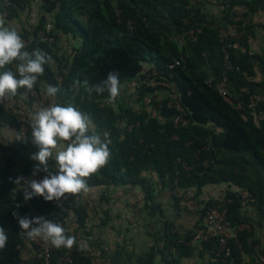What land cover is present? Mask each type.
I'll return each instance as SVG.
<instances>
[{"label":"trees","instance_id":"1","mask_svg":"<svg viewBox=\"0 0 264 264\" xmlns=\"http://www.w3.org/2000/svg\"><path fill=\"white\" fill-rule=\"evenodd\" d=\"M12 4L4 7L0 0V12L7 10V18L19 15L18 8L28 0H11ZM224 4L223 20H227L234 6L249 5L256 11L259 5L254 0H222ZM41 16L32 31V39L27 45L31 51L39 48L66 67L63 72L60 65L54 69L52 64L45 65V72L35 85L46 88L48 85L60 89L55 97L56 103L72 104L88 115L93 125L109 134L119 133L120 123H124L122 139L117 151L111 155L107 166L98 174L87 178V186L121 184L141 186L146 192V199L153 201L147 190L146 173H154L163 183L175 179L181 187H192L198 195L202 187L209 183L227 182L236 184L250 192L252 196L245 200L237 195L238 190L227 189L224 198L229 199L227 218L234 226L248 222L242 208L244 205L255 207L262 213L264 206V126H255L250 118L245 119L241 110L236 109L229 100L219 96L204 80L207 75L206 65H210L217 78L224 69V51L219 41V24L215 19H208L200 8L191 6L190 0H39ZM51 16L50 35L54 41L48 43L37 36V31L44 28L47 16ZM49 16V17H50ZM133 22L132 30L126 22ZM147 20V23L144 22ZM157 23L156 26H153ZM224 26V25H223ZM196 28L197 36L183 47L163 38L164 35L187 28ZM22 32V35H26ZM63 35L79 38L80 44L70 52L63 50ZM163 35V36H162ZM241 45L247 48L245 41ZM229 60L232 69L227 72L231 89L237 94L248 87L252 94H257L264 86L262 81L252 80L255 75L254 63L264 62L258 55L242 53L229 48ZM172 57L179 58L182 65L174 71L178 82L181 99L188 110L189 124L174 128L169 119L163 123L155 118H148L147 111H135L131 106H100L99 100L107 92L97 94L94 90L109 72H118L120 83L140 74L144 63L163 66ZM12 67V66H9ZM14 70V69H13ZM56 71L61 80L56 78ZM87 81V85L84 84ZM26 95V96H25ZM21 96L32 98L28 90L20 89L14 99ZM14 128L19 136L5 143L0 139V226L8 234L5 249L0 250V264H16L21 250L27 243V237L21 232L13 212L31 217L43 216L61 224L67 234L74 236V231L83 229L89 217L81 195L67 194L59 207L55 201H46L42 196H34L25 201L24 192L31 190L21 181L15 184L17 177H27L36 164L26 163L16 169V155L19 148L32 143L31 124L21 120L19 114L0 103V126ZM26 125L24 136L22 127ZM121 125V124H120ZM176 136V137H173ZM223 156L233 154L231 159L215 160L217 153ZM226 153V154H225ZM2 154V155H1ZM225 154V155H224ZM198 159L192 160L194 156ZM177 158L192 164L189 170H183ZM192 160V161H190ZM206 161V162H205ZM223 165L218 166L217 163ZM250 167V173L246 174ZM56 172L58 167H50ZM177 171H179L177 173ZM45 175V173L40 172ZM11 178V179H10ZM175 205L179 199L173 195ZM19 205V207H17ZM148 205V204H147ZM155 206V205H154ZM152 205V209H155ZM201 222L203 209L197 210ZM76 217L75 226L72 218ZM171 223H165L161 249L151 246L147 251L136 256V264H155L159 256L168 264H177L179 259L195 254L196 247L189 243L195 229L173 230ZM251 233L241 229L237 233L240 246L230 242V255L224 259L211 261L216 248L211 243L199 244L197 256L211 264H258L254 252L255 239L249 241ZM76 238V237H75ZM77 242V240H76ZM174 249V254L164 251ZM68 252V259H63ZM244 252L248 256L245 260ZM130 256H127V259ZM205 263V264H206ZM32 264H41L33 260ZM49 264H93L76 243L71 249L55 248L51 245ZM124 264H128L124 263Z\"/></svg>","mask_w":264,"mask_h":264},{"label":"clouds","instance_id":"2","mask_svg":"<svg viewBox=\"0 0 264 264\" xmlns=\"http://www.w3.org/2000/svg\"><path fill=\"white\" fill-rule=\"evenodd\" d=\"M51 63L52 57L43 50H27L21 34L0 16V103L15 97L20 89L33 90L45 72V65ZM87 83L84 81L85 85ZM94 90L97 94L107 92L110 101L115 102L120 95L119 73L109 72ZM59 91L52 85L42 88V93L48 97H55ZM30 115L31 140L39 149L30 157L38 161L32 175L40 172L45 175L43 179H32L27 184L31 190L26 188L24 199L42 196L46 201L57 202L60 207L67 194L76 196L88 191L87 178L98 174L111 159L112 140L107 131L98 132L88 115L72 104L62 105L53 100L49 106ZM53 158L58 166L56 172L49 167ZM22 179V176L17 177L14 183L20 184ZM13 216L29 239L39 238L57 249H71L77 243L74 236L68 235L67 230L53 220L17 212H13ZM8 239L5 228L0 226V250L6 248ZM80 247L83 249L86 245Z\"/></svg>","mask_w":264,"mask_h":264},{"label":"built area","instance_id":"3","mask_svg":"<svg viewBox=\"0 0 264 264\" xmlns=\"http://www.w3.org/2000/svg\"><path fill=\"white\" fill-rule=\"evenodd\" d=\"M3 6L6 8L12 4L11 0H1ZM236 8V7H234ZM147 23V20H144ZM126 26L129 30L133 28V22L128 20ZM51 24H46L44 28L37 31V36L43 41L49 44L54 41L53 36L50 33ZM196 28H187L172 32L167 35H162L164 39L176 44L178 47H183L189 41L194 40L197 36ZM236 34V35H235ZM231 34L227 27H220L218 29L219 41L222 43V49L224 51V66L225 69L217 75V78L213 73L206 75L204 82L210 86L216 93L229 100V102L238 110L243 112L245 119L250 118L255 126H264V101L261 100L257 95L252 94L248 87L243 88V93L237 94L234 92L228 82L227 72L232 69L229 60V48H238V37L240 33ZM22 38L26 44H29L32 39V34L22 35ZM238 36V37H237ZM252 55V52H248ZM264 56V52L262 53ZM52 66L57 68L60 65L62 71H66V67L62 63H57L52 58ZM182 65L179 58L172 57L163 66H157L154 63H144L140 74L135 77L134 80H123L120 83V95L117 99L122 96H126L129 99V104L137 101L143 105L142 111H147L148 118H155L163 123L166 119H169L174 128L180 129L186 127L189 124L188 110L181 99V92L179 90L178 82L174 78V71ZM56 78L58 81L61 80V75L56 71ZM127 92V94H126ZM28 95L32 98L34 105H42L43 102L39 96L38 90L34 86L33 90L28 91ZM100 106L112 105V101L109 99V94L102 97L99 101ZM19 104L23 103V100H18ZM133 109V108H132ZM160 109H165L172 112L171 118H166L160 114ZM140 112V111H138ZM25 126L22 127L21 135L24 136ZM176 137V136H173ZM2 155V154H1ZM198 159V156H194L192 160ZM190 160V161H192ZM177 163L183 170H189L192 167L188 161H184L177 158ZM179 171H177L178 173ZM33 173V172H32ZM32 173L24 177L22 180L25 184H28L32 179L41 180L44 174L38 173L33 176ZM172 193L179 199L180 204L191 212L197 210V205L194 201L195 191L192 187H181L175 179L171 183ZM241 199L245 200L250 198L252 194L245 189L238 190L237 193ZM230 200L224 198V196L208 199L203 203L201 209H203L202 220L195 227L193 231V237L189 243H211L216 250L211 261H217L218 259L226 258L230 255V242L233 241L235 244L240 246L237 238V233L241 229H247L248 225L245 223L239 225H232L227 218L228 202ZM262 214L264 218V206L262 207ZM73 226L76 224V217L71 220ZM27 242L34 246V259L39 260L41 264H49L51 245L45 243L41 239L35 240L27 238ZM163 243L159 242L157 247L160 248ZM254 252L258 258V264H264V250L255 244ZM245 253L242 252V256ZM69 257L68 252L64 255L63 259L67 260ZM211 264V263H206Z\"/></svg>","mask_w":264,"mask_h":264},{"label":"crops","instance_id":"4","mask_svg":"<svg viewBox=\"0 0 264 264\" xmlns=\"http://www.w3.org/2000/svg\"><path fill=\"white\" fill-rule=\"evenodd\" d=\"M198 2L200 10L206 14L208 19H215V21L219 24L220 27H227L229 32L233 35L235 33H240V37H238V48L236 49L239 52H252V55H258L264 58L262 53L264 52V0H254V3L259 5V9L256 11H251L249 5H241L234 6L236 8H232L230 12L231 16L227 20L222 19V15L224 14V4L222 0H192ZM191 6L195 7L194 4L190 1ZM155 23L153 26H156ZM224 25V26H223ZM236 35V34H235ZM241 41H245L247 44V48L241 45ZM68 51V50H67ZM207 74L213 73L210 65H206ZM255 75L252 77L253 81L259 82L262 81L264 85V62L254 63ZM137 77V76H136ZM135 77L126 79V80H134ZM261 100L264 101V86L259 90L256 94ZM4 105V104H3ZM5 106V105H4ZM98 128V127H97ZM96 128V129H97ZM99 129V128H98ZM226 154V153H225ZM224 154V155H225ZM233 154L227 153V156H223L221 152L217 153L215 160H219L227 158H233ZM206 162V161H205ZM218 166L223 165L222 162L217 163ZM250 167L247 168L246 174H249ZM150 178H147V190L153 196L154 200H156L157 206L160 207L161 212L165 211V214L169 212L176 213L180 206L179 204L175 205V200L173 198L171 184L166 181L163 183L161 180L157 178L154 173L149 174ZM222 183V182H220ZM220 183H209L202 187L201 192L194 197L197 201V204H203L208 199L216 198L217 196L223 195L227 189H231L237 191L240 187L236 184L230 185L227 182L223 186H219ZM103 186H92L88 187V191L82 192L81 199L86 206L87 202H90V198L98 197V203L96 205L95 211H89V217L86 223V230L88 233H83L82 236L84 239H80V234L78 233L75 237L77 243L85 244L86 247L83 248L85 250V254L89 256V253H93L95 250V245H99L100 252L97 257V264H124L128 262V264H136V256L135 250L132 248L129 249L131 245V240H129L130 229H124L125 232L122 233L118 229H114L113 222L114 220L125 221L126 217L132 222L130 219L129 213L131 211L124 207V204L117 203V199L109 200V195L112 196L115 194L116 196H120L119 201L127 203V199H129L133 192H131V186H124L121 184H109ZM107 188V190H105ZM195 191V190H194ZM102 192H105L108 196H102ZM120 193V194H119ZM154 193V194H153ZM163 199L167 201V205L164 203ZM114 201V202H113ZM105 202V204H104ZM120 208L118 210L119 216L117 215V206ZM156 206V207H157ZM183 206H181V209ZM180 211V210H179ZM243 214L248 217L249 221L245 224L248 225V232L251 233L249 236V241L255 239L257 244L264 250V218L261 212H258L257 209L251 205H244L242 208ZM178 214H180L178 212ZM172 215V214H171ZM200 218L199 212H189V214L185 215L182 218L183 223L180 220H176V222L171 221L170 225H172L173 230L176 229L178 231L190 230L194 228L197 221ZM167 217L163 221L164 224L166 222ZM181 220V221H182ZM72 223V222H71ZM100 223V224H99ZM173 223V224H172ZM179 223H181L184 227L180 228ZM99 224V225H97ZM73 225V224H72ZM90 225V226H89ZM164 225L162 226V229ZM131 232V231H130ZM130 243V245H129ZM113 244V245H112ZM194 245V243H192ZM114 245L116 247L114 249ZM119 245V246H118ZM129 245V246H128ZM81 248V247H80ZM82 249V251H84ZM23 250V249H22ZM130 256L127 259V256ZM91 258V257H90ZM245 260H248V256L246 254L243 255ZM34 260V254L32 256ZM91 262L95 264L93 258H91Z\"/></svg>","mask_w":264,"mask_h":264},{"label":"rangeland","instance_id":"5","mask_svg":"<svg viewBox=\"0 0 264 264\" xmlns=\"http://www.w3.org/2000/svg\"><path fill=\"white\" fill-rule=\"evenodd\" d=\"M195 7H199L198 2L192 1L190 0ZM41 3L39 2V0H28L27 3L23 4V8H18V13L19 15L15 18H7V10L1 11L0 12V16L4 17L7 24L15 27L17 29V31L22 34V32L29 33L32 31L33 27L37 24V21L40 18V14H41ZM50 16V15H49ZM47 16V24H51L49 22L51 16L49 17ZM61 43L63 44V50L66 51V55L67 52H70L72 50V48H75L76 46H78L80 44V40L79 38H74L71 36H66L63 35L61 37ZM68 50V51H67ZM55 69V67H54ZM56 70V69H55ZM42 88L43 85H39L38 87V93L39 96L43 102L42 105H34L32 104L31 100H27L26 97L21 96L19 99H14V98H8L6 99L3 103L8 109H11L15 112H17L21 118V120L23 122H25L26 124L29 123L31 124V115L30 114H34L36 111H38L40 108L42 107H47L49 106L52 102H53V97H48L46 94L42 93ZM127 94V92H126ZM26 96V95H25ZM23 100L22 104L18 103V100ZM118 104H125L128 105L129 104V99L127 100L126 96H122L119 99H116L115 102L112 103L113 106H117ZM131 107L133 108V110L135 111H142L143 109V105L137 101H135L134 103H131ZM130 106V105H129ZM121 124V125H120ZM118 127L120 132L118 133H112L109 134L110 135V139L112 140V144L110 145V149H111V153L114 154L117 149L118 146L120 144V141L122 139V131L124 128V123H120ZM26 127V125H24ZM95 128H97L96 125H94ZM24 127V128H25ZM98 132H100L101 134H103L104 131H101L100 129H96ZM16 136H19V134L17 133V131L9 126H5V125H1L0 126V139L5 142L8 143L10 141H12ZM63 146L66 147V142L63 143ZM39 149L37 148V146L35 144L30 143L28 144L25 148H19L17 151V155H16V169H19L21 166H23L26 163H30V164H37L38 161H33L30 157L33 153L37 152ZM55 155V153H54ZM49 167H58L55 159H51L49 161ZM145 176L147 178H150L149 173H146ZM225 183H220L219 186H223ZM106 187H109L106 186ZM105 190H107V188H105ZM131 192H133L131 195V197L129 199H127V203L125 204V202H120V196H116L115 194H113L112 196H108L105 192H102V196L106 195L109 197V200L112 199H117V203L119 202V204H124V207L127 208V211L125 213H128V210L131 211L129 213L130 219L132 220V222H130V220L128 219V217H126L125 221H118L117 219L114 220L113 222V227L114 229H118L119 231H121L122 233L125 232L124 229H130L129 231V235H130V239L131 240V245L129 243L130 246L129 247L132 248V250H135V254H142L143 252L147 251L151 246H155L156 249H161L162 247L158 248L157 244L159 242L162 243V240L157 241V239H159L158 237L163 235V229L162 226L164 225V220L165 217H167L166 222L170 223L171 221L176 222V220H180L181 223H183L182 218H184L185 215L189 214L188 209H186L184 206L181 209V204L180 202L178 203L180 208L179 210L174 213V212H169L167 214H165V211L161 212L160 207L157 206L156 200L151 201L150 199H146L145 195L146 192L141 188V186H133L131 188ZM238 190H242V188H239ZM120 194V193H119ZM154 194V193H153ZM154 196V195H153ZM224 196L220 195L217 197H221ZM90 202H87L86 207L87 209L91 212V211H95L96 210V205H97V201H98V197H92L89 200ZM164 203L167 205V201H165L163 199ZM195 203H196V207L197 210L201 209L203 204H197V201L194 199ZM114 202V201H113ZM105 204V202H104ZM148 204V205H147ZM152 205L155 207V209H152ZM117 206V215L119 216V206ZM157 206V207H156ZM195 212H198V211ZM258 211V210H257ZM178 212L180 214H178ZM172 214V215H171ZM171 220V221H170ZM182 220V221H181ZM179 223L180 228H183L184 226ZM100 224V223H99ZM97 224V225H99ZM173 224V223H172ZM90 226V225H89ZM74 235L76 236L78 233L80 234V239H84V237L82 236V234L84 233L83 229L79 230H75ZM80 244V243H79ZM113 245V244H112ZM128 245V246H129ZM119 246V245H118ZM194 246L196 247L195 250V254L191 257L188 258H181L179 259V261L177 262V264H205L207 261V256L204 258H199L197 256V252H198V248H199V243H194ZM118 248L116 247V245H114V249ZM23 250H21V254L19 259L16 261V264H32L33 263V250H34V246L27 242L26 245H24V247L22 248ZM84 250V249H83ZM85 252V250L83 251ZM100 252V248L99 245H95V250L92 253H89V256L91 258H93L95 264H97L98 260L97 257L99 255ZM167 256V258H169V255L174 254V249H167L166 251H164ZM127 263V262H126ZM155 264H168L164 259H161L159 256L156 257L155 259Z\"/></svg>","mask_w":264,"mask_h":264},{"label":"water","instance_id":"6","mask_svg":"<svg viewBox=\"0 0 264 264\" xmlns=\"http://www.w3.org/2000/svg\"><path fill=\"white\" fill-rule=\"evenodd\" d=\"M160 114L166 118H171L172 116V112L165 109H160Z\"/></svg>","mask_w":264,"mask_h":264}]
</instances>
